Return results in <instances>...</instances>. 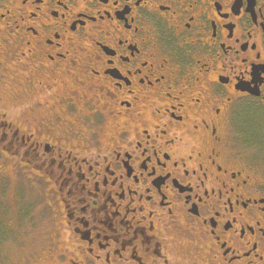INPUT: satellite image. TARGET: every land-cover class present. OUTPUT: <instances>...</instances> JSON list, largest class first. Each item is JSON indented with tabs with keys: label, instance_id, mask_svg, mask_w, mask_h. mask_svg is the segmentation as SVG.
Returning <instances> with one entry per match:
<instances>
[{
	"label": "flooded vegetation",
	"instance_id": "flooded-vegetation-1",
	"mask_svg": "<svg viewBox=\"0 0 264 264\" xmlns=\"http://www.w3.org/2000/svg\"><path fill=\"white\" fill-rule=\"evenodd\" d=\"M0 159L22 264H264V0H0Z\"/></svg>",
	"mask_w": 264,
	"mask_h": 264
},
{
	"label": "rangeland",
	"instance_id": "rangeland-1",
	"mask_svg": "<svg viewBox=\"0 0 264 264\" xmlns=\"http://www.w3.org/2000/svg\"><path fill=\"white\" fill-rule=\"evenodd\" d=\"M0 159V264H22L54 236L46 187Z\"/></svg>",
	"mask_w": 264,
	"mask_h": 264
}]
</instances>
